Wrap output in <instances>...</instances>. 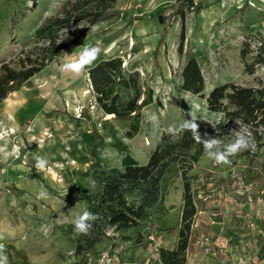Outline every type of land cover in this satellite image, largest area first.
<instances>
[{
	"label": "rangeland",
	"instance_id": "1",
	"mask_svg": "<svg viewBox=\"0 0 264 264\" xmlns=\"http://www.w3.org/2000/svg\"><path fill=\"white\" fill-rule=\"evenodd\" d=\"M65 1L37 0L34 7L32 0H0V64L30 49L35 28ZM194 1L201 9L184 8L181 17L174 12L178 0H115L112 17L85 30L84 24L75 27L68 34L81 32L80 39L0 103V243L9 264H99V253L113 239L129 236L119 229L171 233L179 229L185 181L196 209L189 241L192 229H202L195 237L202 245L237 228L240 240L229 241L236 244V263L264 261V189L252 190L245 179L248 164L264 156V143L251 140L247 150L230 158V165H217L204 153L184 176L171 166L160 180L163 198L148 215L136 226L105 227L87 252L75 253L78 233L67 231L75 214L88 206L79 193L99 189L95 169L145 163L168 126L189 118V111L225 143L237 132L248 135L238 119L208 110L206 96L227 82L264 85V63L255 64L252 74L244 69L264 42V1ZM85 44L101 47L95 62L119 57L126 76L137 72L141 91L152 89V102L142 108L140 130L133 137H126L124 121L98 107L88 69L80 74L61 71L60 65L74 59ZM190 57L203 76L202 95L178 88ZM94 131L102 139L95 168L90 155ZM37 156L47 160L43 169L36 167Z\"/></svg>",
	"mask_w": 264,
	"mask_h": 264
},
{
	"label": "trees",
	"instance_id": "2",
	"mask_svg": "<svg viewBox=\"0 0 264 264\" xmlns=\"http://www.w3.org/2000/svg\"><path fill=\"white\" fill-rule=\"evenodd\" d=\"M37 0H32L34 7ZM115 0H67L56 13L45 16L35 28L34 42L30 49L21 51L16 59L0 64V103L12 92L25 85L30 78L59 57L80 39V33L68 34L75 27L88 26L114 15L112 5ZM33 7V8H34ZM184 8L198 12L201 5L194 0H178L174 10L181 17ZM24 15V14H23ZM242 57L245 50L241 51ZM264 63V42H261L252 62L245 63L247 73L254 72V65ZM91 88L98 107L105 114L125 122L126 137H133L140 130L142 108L152 102L150 87L140 90L137 72L127 76L122 70L119 57L97 61L87 70ZM143 86V85H142ZM181 91L200 94L203 90V76L194 57L187 59L181 69ZM143 97L140 98L141 95ZM207 109L223 111L229 119H238L252 133L256 145L263 144L264 136V85L258 87L238 85L233 82L215 85L206 96ZM201 134L214 136V130L198 120ZM96 131V130H95ZM97 137L91 144L90 155L94 168L99 164L98 147L102 139ZM204 154L202 144H198L192 134L185 131L179 135L163 133L147 161L143 164H126L121 168L110 167L94 174L99 183L98 191H81L79 197L88 203L87 209L98 215L91 235L77 234L75 253L87 252L99 241L105 227L115 229L136 226L140 219L148 215V209L163 198L160 180L171 166L178 167L182 176ZM245 177L252 190L264 189V156L248 164ZM184 202L181 210L178 240L174 248H159L161 263L185 264L189 244L191 220L196 212L189 183H183ZM74 233L73 224L67 227Z\"/></svg>",
	"mask_w": 264,
	"mask_h": 264
},
{
	"label": "crops",
	"instance_id": "3",
	"mask_svg": "<svg viewBox=\"0 0 264 264\" xmlns=\"http://www.w3.org/2000/svg\"><path fill=\"white\" fill-rule=\"evenodd\" d=\"M235 216H237V214L232 213V218ZM119 230L123 233L129 234V236L113 239L111 243L107 245L109 248L108 250H110L112 255L119 260V264L127 262H131L132 264L161 263L159 258V248H174L178 240V229H174L171 233L169 232V229H156L155 232L158 235V247L153 246L144 239V232L142 229ZM193 230H195V232ZM137 232L141 235L136 236L134 233ZM237 234V228H234L233 230L230 228L225 229L219 235L218 239L215 240L211 238L210 243L200 241V243L202 242V245H200L195 241V237L199 238L202 235V229H192V237H190L186 251V264H239L236 263V244L231 246V242H229L231 240L235 242L237 240L239 241L240 239H238ZM219 244L222 246L221 249L216 248V245ZM228 254H231L233 257L229 258Z\"/></svg>",
	"mask_w": 264,
	"mask_h": 264
},
{
	"label": "clouds",
	"instance_id": "4",
	"mask_svg": "<svg viewBox=\"0 0 264 264\" xmlns=\"http://www.w3.org/2000/svg\"><path fill=\"white\" fill-rule=\"evenodd\" d=\"M102 49L97 45L85 44L81 50L76 54L74 59H69L60 65L62 72H72L80 74L96 61ZM67 55V53H66ZM189 118L179 122V124L169 125L168 133L172 135H179L185 131L192 134L193 139L203 145L204 153L217 165H230L231 157L247 150L250 145V139L243 133L237 132L234 139L225 143L219 138V134L209 136L206 132L201 134L199 131L200 125L197 117L193 112L186 113ZM47 165L45 157H36V167L43 169ZM40 197L46 196V192H41ZM98 215L88 210L86 207L82 211L75 214L73 218L74 231L78 234L91 235L94 223L98 219ZM4 240V236L0 235V241ZM0 264H9L8 255L5 250V245L0 243Z\"/></svg>",
	"mask_w": 264,
	"mask_h": 264
},
{
	"label": "built area",
	"instance_id": "5",
	"mask_svg": "<svg viewBox=\"0 0 264 264\" xmlns=\"http://www.w3.org/2000/svg\"><path fill=\"white\" fill-rule=\"evenodd\" d=\"M247 134H248L247 136L249 137V139L251 141H253L252 140V133H251L250 130L247 131ZM143 236H144V239L148 243L152 244L155 247H158V237H157L158 235L156 234L155 231H150V232H148L146 234L143 233ZM97 259H98V263L99 264H119V260L112 255L110 250H106V251H103V252L99 253V256H98ZM124 264H132V263L131 262H127V263H124ZM255 264H264V261H259V262H256Z\"/></svg>",
	"mask_w": 264,
	"mask_h": 264
}]
</instances>
